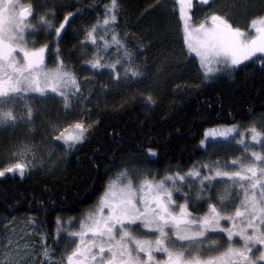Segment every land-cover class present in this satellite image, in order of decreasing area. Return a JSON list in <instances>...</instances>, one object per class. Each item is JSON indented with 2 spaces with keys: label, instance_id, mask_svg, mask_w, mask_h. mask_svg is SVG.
<instances>
[{
  "label": "trees",
  "instance_id": "trees-1",
  "mask_svg": "<svg viewBox=\"0 0 264 264\" xmlns=\"http://www.w3.org/2000/svg\"><path fill=\"white\" fill-rule=\"evenodd\" d=\"M32 2L38 12L45 11L43 5L53 6L57 25L68 12L74 13L61 33L59 55L75 72L81 91L71 97L68 108L62 102L48 106L47 121L37 113L31 123L26 119L27 125L0 129V169L9 166V153L19 139L42 143L51 125L63 121L80 120L91 128L82 143L60 152L53 170L0 177V234L11 220L31 218L46 245L61 255L65 242L61 227L57 233V220L83 217L122 168H143L156 179L198 169L208 159L207 147L200 141L209 130L264 115V56L239 65L235 72L221 71L203 79V70L188 53L175 0H118L115 28L123 47L133 54V63L142 68L138 77L124 74L123 49L117 52L115 44L97 49L85 39L93 25L98 37L104 33L108 27L103 25L105 5L111 0ZM42 32L46 31L35 37L37 44L45 43ZM48 34V61L55 67L56 38ZM110 36L111 32L105 34ZM99 42L102 45L98 38ZM97 51L102 64L120 58L119 80L109 67L93 69L85 62ZM148 149L156 155L151 156ZM186 192L194 214L205 212L206 204L198 208L194 203L196 192L190 187Z\"/></svg>",
  "mask_w": 264,
  "mask_h": 264
},
{
  "label": "snow or ice",
  "instance_id": "snow-or-ice-1",
  "mask_svg": "<svg viewBox=\"0 0 264 264\" xmlns=\"http://www.w3.org/2000/svg\"><path fill=\"white\" fill-rule=\"evenodd\" d=\"M179 2L182 5L180 16L184 41L189 52H195L199 57L203 79L213 78L216 72H235L243 61L258 52L264 53V15L251 21L250 28L254 32L234 27L224 15L215 12L206 17V20H211L210 26L200 23L190 28L191 18L185 7L190 8L192 0ZM200 2L211 8L216 0ZM42 7L45 11L38 12L31 2L0 0V104L11 105L26 93L36 92L59 95L68 108L70 97L81 91L75 72L66 67L59 55L61 33L74 13L68 12L57 25L53 23L54 7ZM105 8L103 25L108 27L98 37L97 26H91L86 30L85 39L97 49H107L112 44L116 45L117 52L123 49L126 58L124 74L142 75V68L133 63V54L123 47L115 28L118 0H111ZM41 30L56 38L57 63L52 69L45 63L48 43L37 44L33 39ZM108 32H111L110 39L105 38ZM98 38L102 45L96 44ZM102 58L97 51L85 62L93 69L109 67L119 80L120 72L116 65L120 58L108 64H102ZM24 115L31 123L32 108L27 107ZM17 119L11 107H0V126H15ZM90 128V124L78 120L63 129H56L55 139L62 140L70 150L86 139ZM234 130L235 126L219 133L213 130L212 134L228 136ZM249 134L257 143L260 142L258 138L264 137V131L255 126L251 127ZM200 143L204 145L205 140ZM248 147L244 145L245 151ZM21 151L25 154L31 152L32 161L40 163L42 160L37 159L30 146H24ZM147 151L151 156L156 155L152 149ZM28 166L13 162L0 169V177L16 172L23 177ZM203 167L209 168L210 174L201 176L195 167L187 173L189 178L201 177L194 203L207 197L202 201L207 206L202 215L194 214L188 193H184L183 203L174 199V191L190 187L192 183L191 179L185 183L186 177L180 171L156 179L143 168H122L116 178L109 181L96 207L80 222V230L68 233L78 240H73L74 247L64 254L61 264H264V155L253 151L247 163L232 160L230 164L221 165L216 161ZM229 167L237 170H223ZM214 177H228L231 184L238 185L242 191L233 198L226 189L213 203L206 189ZM29 223L34 225L35 221ZM59 228L58 219L57 233ZM14 232V228L8 229L10 235L5 242H0L3 250L0 252V264H54L53 249L46 245L44 237L41 247L34 250L30 240L21 242V237L12 235ZM38 255L41 260H36Z\"/></svg>",
  "mask_w": 264,
  "mask_h": 264
},
{
  "label": "rangeland",
  "instance_id": "rangeland-1",
  "mask_svg": "<svg viewBox=\"0 0 264 264\" xmlns=\"http://www.w3.org/2000/svg\"><path fill=\"white\" fill-rule=\"evenodd\" d=\"M175 1L177 3L179 16H180V10H181L182 5L180 4L179 0H175ZM29 2H31L34 5L32 0H20V3H23V4H27ZM201 5L199 4V0H192V6L190 8L185 7V11L189 14L191 18L189 21L190 28H195L200 23H205L206 27L210 26L211 20H206V17L210 16L213 12H215L219 15H224L225 18L228 19L229 22L234 27H239L242 30H245L246 32H249V31L254 32V29L250 28L251 21L255 19L256 17L264 15V0H219L214 5H212L211 8L205 7L204 5L201 6ZM34 7L36 11H38L35 5ZM180 22H181V27H182V35L184 37L183 20L181 16H180ZM38 33H40V31L37 32V34ZM42 33H44L45 35V39H42V40L43 42H46L47 41L46 39L48 38L49 34L48 32H42ZM37 34L36 36H38ZM35 37L33 39L37 43L36 41L37 39H35ZM38 42H41V41H38ZM192 42L195 43V40L193 39ZM186 47H187L188 53L192 57L195 58V60L200 66L199 57L196 55L195 52H189L187 44H186ZM48 53H49V50L45 54V63L49 69H52L54 67H51L49 65V61H48L49 54ZM257 56H264V53L258 52L254 56L249 58L248 60L243 61L240 65L252 60L253 58ZM71 97H70V100H71ZM54 102L55 103L62 102V98L59 95H54L51 93H49L48 95H41L40 93L30 92V93H26L24 97L16 100L15 103L11 105L0 104V107H3L5 109H7L8 107H11L14 113L18 117L15 123V126H11V125L0 126V129H11L12 127L16 128L17 123L23 124L24 122H26L27 117L24 115V113L26 112L27 107L32 108V116H36L38 113V116H41L42 120L47 121L48 118H46V116H47V112L49 111L47 107L54 104ZM24 124L27 125V123H24ZM69 124H73V123H66L65 121H63L60 124L58 123L56 125H51L49 134L48 136L44 137V141L42 143H38V144L28 143L26 141H22L21 139H19V141L15 142L11 148V152L9 153L10 155H9L8 164L10 165L13 162H20V163L29 165L28 167H26L25 172L26 171H36V170H42V171L47 172V171L53 170L58 165L57 160L59 159L60 152L68 150L67 145H65L62 140L55 139L56 129H63ZM233 126H235V130L232 131L228 136L212 134L213 130H215L216 133H219ZM252 126H255L260 131H264V115L253 116L251 120L246 123L239 122L237 124L229 125V126L222 125V126H217L209 130L205 136V139H204L205 144L203 145L204 148L207 147L208 159L204 161L205 163H202L198 167V170L201 172V176L205 174H210V169L203 167V165L205 164L211 165L212 162H216V161H218L221 165L225 163L230 164L232 160L244 161L245 163H247L249 162V158L251 157V153L253 151L264 155V137L258 138L260 140L259 143H257L256 141H253L249 134ZM237 133H242L243 135L240 136V135H237ZM233 137H235V139H233ZM241 140L244 141L243 144L240 143ZM26 145L32 147L33 151H35L36 153L38 160H41L42 158L40 163H37L36 161H32L31 152L25 154L21 151ZM244 145L249 146L246 151H245ZM32 165H35V166H32ZM223 170L234 171L237 169L234 167H229ZM187 173L186 172L181 173L182 175H185L186 177L185 183L189 179H191L192 183L190 185V190L192 191L194 190L195 192L199 191V187H200L199 180L201 179V177L189 178L187 176ZM213 173H214V170H213ZM207 183L208 182L205 181L206 185ZM244 183H247V182L245 181ZM226 189L233 194V198H235L237 193H240L242 191V189L238 185L233 186L231 182L229 181L228 177H214L212 184L206 190L210 192L211 200L213 203H215L217 201L219 194L223 193ZM177 193H179L178 197L176 196ZM184 193H188L186 192V188H182L180 191H174L173 197L174 199H176L178 203H183ZM205 199H207V197H202L201 202H197L199 204L197 205L198 208H202V205L200 204ZM191 201H189V205ZM236 202L239 203V200L237 199ZM95 207H92L90 210H88L83 215V217H81L80 219H67V218L61 219V222H60L61 233L60 234L63 236V242L65 243H63L64 244L62 246L63 253H61V255L57 251L56 252H54V250L52 251L51 255L54 254V258H55L54 264H61V258L64 256V254L74 247L73 240H78V238L69 236L68 233L79 231L80 222ZM206 210H207V206H206ZM30 221H32L31 218H28V219L15 218L11 220L10 222H8L6 224L4 232L0 234V242H5L8 236L10 235L8 233V229L14 228L15 232L12 235H15L16 237H21L22 238L21 242H23V240H30L32 242L33 249L38 250L41 247L42 235L40 231L38 230L36 224L30 225L29 223ZM221 223L225 226H228L225 221H221ZM217 235H226V234H217ZM235 239H238V238H235ZM222 242L223 241H221V243ZM2 251L3 250L0 249V252ZM41 259H42L41 256L39 255L36 256V260H41Z\"/></svg>",
  "mask_w": 264,
  "mask_h": 264
},
{
  "label": "flooded vegetation",
  "instance_id": "flooded-vegetation-1",
  "mask_svg": "<svg viewBox=\"0 0 264 264\" xmlns=\"http://www.w3.org/2000/svg\"><path fill=\"white\" fill-rule=\"evenodd\" d=\"M199 1H200V0H199ZM217 1H219V0H216V2H217ZM210 2H211V0H210ZM199 4H201V3L199 2ZM207 7H208V6H207Z\"/></svg>",
  "mask_w": 264,
  "mask_h": 264
},
{
  "label": "water",
  "instance_id": "water-1",
  "mask_svg": "<svg viewBox=\"0 0 264 264\" xmlns=\"http://www.w3.org/2000/svg\"><path fill=\"white\" fill-rule=\"evenodd\" d=\"M200 2V1H199ZM201 3V2H200ZM205 6H207V5H205Z\"/></svg>",
  "mask_w": 264,
  "mask_h": 264
}]
</instances>
